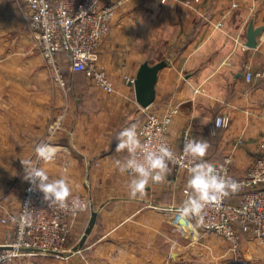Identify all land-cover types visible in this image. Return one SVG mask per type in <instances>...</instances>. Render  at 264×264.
<instances>
[{
	"label": "crops",
	"instance_id": "crops-1",
	"mask_svg": "<svg viewBox=\"0 0 264 264\" xmlns=\"http://www.w3.org/2000/svg\"><path fill=\"white\" fill-rule=\"evenodd\" d=\"M30 13L16 0H0V23L10 29L19 28ZM252 22L264 26V0H126L99 50L115 92L106 93L89 79L75 102L67 103L59 86L34 91L33 75L25 76L19 90L0 91V213L19 209L24 189L19 196L12 187L21 160L30 159L46 168L50 179L67 176L73 194L89 197L72 233L86 230L92 212L98 211L84 254L88 264H162L169 255L183 259L178 234L191 237L194 232L177 214L187 198L188 172L169 168L162 183L150 182L142 197L132 198L127 187L131 175L114 163L127 156L116 153L115 138L148 112L178 108L170 126L176 150L184 129L191 127L196 139L209 144L205 161L230 157L234 174L244 176L264 139V30L256 47H247ZM24 41L28 46L27 35ZM163 53L164 59H158ZM162 60L167 66L159 72L156 100L143 108L127 77L136 78L146 61ZM247 69L254 75L251 82L245 78ZM41 79V85L50 81ZM224 113L230 117L228 126L213 129L215 117ZM41 144L55 151L51 162L37 160L35 149ZM9 231L0 221V244Z\"/></svg>",
	"mask_w": 264,
	"mask_h": 264
},
{
	"label": "built area",
	"instance_id": "built-area-1",
	"mask_svg": "<svg viewBox=\"0 0 264 264\" xmlns=\"http://www.w3.org/2000/svg\"><path fill=\"white\" fill-rule=\"evenodd\" d=\"M125 1L16 0L31 12L27 17L28 24L36 34L42 56L52 68L54 80L60 86L66 85L63 63H69L73 72H85L91 82L106 93L115 92L116 85L101 63L99 50L110 32L117 9ZM245 78L248 82L254 78L249 69L245 71ZM127 82L134 83L135 78L127 77ZM177 113L178 108L148 112L135 125L142 142L165 143L174 152L176 159L169 162V168L189 174V167L199 160L184 157L183 146L187 139L195 137L191 127L184 129L181 148L176 150L170 137V126ZM217 119L220 120L219 127L215 124ZM229 122V115L218 114L212 127L215 130L225 128ZM261 150L242 177L234 174L230 157L210 162L226 179L234 181L236 188H227L225 195L206 205L198 215H185L183 207L178 209L190 224L223 237L239 257L244 236L264 239V139ZM186 192L187 200L190 190ZM73 195L88 203L85 196ZM81 212L49 207L43 194L26 181L19 209L4 218L11 229L6 242L0 244V264H21L35 255H65L74 220Z\"/></svg>",
	"mask_w": 264,
	"mask_h": 264
},
{
	"label": "rangeland",
	"instance_id": "rangeland-1",
	"mask_svg": "<svg viewBox=\"0 0 264 264\" xmlns=\"http://www.w3.org/2000/svg\"><path fill=\"white\" fill-rule=\"evenodd\" d=\"M0 27L3 30V33L0 34V91L18 89L19 85L24 82L26 75H33L34 91L52 90L53 85L59 86L58 89L65 93L66 102H75L79 87L85 84L89 78L83 74H72L68 71V67H65L66 75L71 84L66 82L64 87L60 86L53 78L52 68L48 66L42 56L38 39L30 28L27 18L24 17L22 25L17 29L16 27L10 29L11 25L9 26L7 22H1ZM25 35L30 40L28 41L29 45L26 47L24 41ZM149 54L155 57L154 52H150ZM160 57L158 59H164V53ZM42 76L49 78V83L41 85ZM73 93L75 94L72 95ZM218 160L216 158L213 161ZM24 175V168L21 167L18 178L15 181V186L12 187L17 191L19 196L22 195L26 184V180L23 178ZM89 200L88 197V203ZM177 214L179 215L180 211H177ZM9 215V212L2 211L0 213V221L3 224H7L9 229H11V225L4 221V218ZM183 220L187 221L186 219ZM189 225L192 228L191 230L194 229L191 237H185L179 232L177 244V248L184 250L183 252L186 256L183 259L175 260L169 255L163 258L162 264H264V239L250 237L245 240L243 239L239 257L231 249L230 244L220 235L213 232H205L202 229H197V226ZM84 232L85 228L83 227L80 229V232L74 231L72 233L66 245L67 253L65 255H54L52 258L55 260L35 255L29 259L26 258L21 264H88V259L84 258V254L90 250V240H87L83 247L74 251V247L80 242Z\"/></svg>",
	"mask_w": 264,
	"mask_h": 264
},
{
	"label": "clouds",
	"instance_id": "clouds-1",
	"mask_svg": "<svg viewBox=\"0 0 264 264\" xmlns=\"http://www.w3.org/2000/svg\"><path fill=\"white\" fill-rule=\"evenodd\" d=\"M215 124L219 127L220 120L217 119ZM115 139L116 153H127L123 161L115 159L114 163L121 173L127 172L131 175L127 185L130 197H142L150 182L162 183L166 179L168 164L176 159L167 144L142 142L135 124L124 128ZM208 149L207 140L202 138L187 139L184 143V157L193 161L199 160L188 169L187 188L190 194L182 209L185 215H198L206 205L217 202L225 195L227 188H236L234 181L226 179L216 166L203 159ZM35 152L37 160L45 163L51 162L55 157V151L48 145H38ZM21 164L25 173L23 178L43 194V199L49 207L56 206L72 212L85 211L89 207L87 202L73 195L67 176L50 179L46 168L37 166L32 160L22 159Z\"/></svg>",
	"mask_w": 264,
	"mask_h": 264
},
{
	"label": "water",
	"instance_id": "water-1",
	"mask_svg": "<svg viewBox=\"0 0 264 264\" xmlns=\"http://www.w3.org/2000/svg\"><path fill=\"white\" fill-rule=\"evenodd\" d=\"M264 30V26L255 27L254 23H250L247 30V42L246 46L254 48L257 45L258 36ZM167 66L165 60L159 61L156 64L151 65L149 62H144L140 66L137 76L135 78V93L136 100L143 108L150 107L156 100V83L158 80L159 72ZM98 218V211L92 212L89 224L80 240V242L74 247V251L83 247L86 243L89 235L92 233ZM185 224V221H181ZM6 247V246H1ZM63 255V254H61Z\"/></svg>",
	"mask_w": 264,
	"mask_h": 264
},
{
	"label": "trees",
	"instance_id": "trees-1",
	"mask_svg": "<svg viewBox=\"0 0 264 264\" xmlns=\"http://www.w3.org/2000/svg\"><path fill=\"white\" fill-rule=\"evenodd\" d=\"M65 67H68V71L70 73H72V74H80V73H83V72H73L72 71V68H71V65L69 63H63V76H64L66 82H68V83H70V82H69V79H68V77L66 75V71H65L66 69H65Z\"/></svg>",
	"mask_w": 264,
	"mask_h": 264
},
{
	"label": "bare ground",
	"instance_id": "bare-ground-1",
	"mask_svg": "<svg viewBox=\"0 0 264 264\" xmlns=\"http://www.w3.org/2000/svg\"><path fill=\"white\" fill-rule=\"evenodd\" d=\"M185 219H186V217H185ZM187 220V219H186ZM187 223H188V221H187ZM190 224V223H189ZM63 257V256H62Z\"/></svg>",
	"mask_w": 264,
	"mask_h": 264
}]
</instances>
